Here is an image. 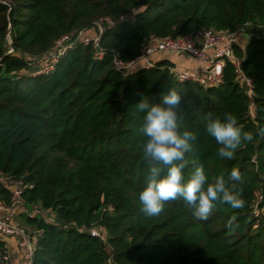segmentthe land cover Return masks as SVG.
Segmentation results:
<instances>
[{"label": "trees", "instance_id": "1", "mask_svg": "<svg viewBox=\"0 0 264 264\" xmlns=\"http://www.w3.org/2000/svg\"><path fill=\"white\" fill-rule=\"evenodd\" d=\"M124 13L132 19L104 24L98 34L96 21ZM244 26L261 28L232 46L252 81V98L230 61L217 85L178 80L168 59L130 70L114 64V58L130 62L140 55L151 35ZM79 30L94 31L97 43L76 41L53 70L33 69L58 38ZM171 87L183 97L181 129L197 137L184 178L197 165L210 179L238 168L243 209L216 202L205 221L182 199L167 202L158 216L140 210L148 167L136 104L144 97L158 102ZM208 112L232 113L253 141L222 159L205 130ZM258 128H264V0H0V199L9 203V181L16 180L25 206L43 209V216L16 211L37 236L31 264H264ZM92 226L103 228L105 240L89 234Z\"/></svg>", "mask_w": 264, "mask_h": 264}, {"label": "clouds", "instance_id": "2", "mask_svg": "<svg viewBox=\"0 0 264 264\" xmlns=\"http://www.w3.org/2000/svg\"><path fill=\"white\" fill-rule=\"evenodd\" d=\"M182 101L180 92L171 87L159 93L158 102L144 97L136 104L137 111L143 114L139 131L144 137L141 151L148 167L144 187L138 193L140 210L148 216H158L167 202L182 199L197 220L205 221L216 202L228 204L234 210L243 209L246 202L238 188L242 183L238 168H232L227 176L220 173L210 179L203 166L197 165L184 178L186 154L192 151L197 137L181 129ZM204 120L205 130L219 145L218 155L222 159H233L243 143L254 139L252 132L242 131L230 112L222 118L208 112ZM256 134L264 137V128H258ZM228 226L231 227V221Z\"/></svg>", "mask_w": 264, "mask_h": 264}, {"label": "built area", "instance_id": "3", "mask_svg": "<svg viewBox=\"0 0 264 264\" xmlns=\"http://www.w3.org/2000/svg\"><path fill=\"white\" fill-rule=\"evenodd\" d=\"M132 17L133 15L130 13L121 14L115 19L106 17L96 21L95 26L97 27L98 34H100L104 24L110 27L114 26L116 23L131 20ZM239 29L232 32H218L203 28L178 37H156L151 35L145 41L140 55L130 62H122L114 58V64L117 69L127 70L133 69L139 62L143 67H150L153 64L152 55L155 53L181 52L196 59L199 62V68L196 70L174 71L178 80H191L201 85H217L221 81L225 61H230L237 75V80L244 86L247 96L252 98V81L242 73L240 69L241 59L236 56L232 50L233 44L237 41V32ZM86 35L84 30H79L62 35L58 38L55 41L56 50L54 48L43 55L42 59H44L45 65L43 69L38 72L47 73L53 70L58 58L76 41L87 43L93 39L95 44L97 43L99 39L98 35ZM102 54L103 51L99 49L95 53L97 57H100ZM9 182V203H5L0 199V237L16 238L17 248L22 251L25 256V264H31L33 251L37 243V236L36 234L29 235L25 228L18 224L16 220V211L21 208L26 215L43 216V209L36 206H25L23 196L24 187L19 181L10 180ZM77 229L82 231V228ZM87 231L90 235L99 236L102 240H105L106 235L102 227L92 226ZM14 261V254L5 243L3 247L0 248V264H14Z\"/></svg>", "mask_w": 264, "mask_h": 264}, {"label": "crops", "instance_id": "4", "mask_svg": "<svg viewBox=\"0 0 264 264\" xmlns=\"http://www.w3.org/2000/svg\"><path fill=\"white\" fill-rule=\"evenodd\" d=\"M161 59H168L173 63V69L175 71L179 70H196L199 68V62L184 54L181 52H158L152 55V60L153 61H159ZM141 63H137L136 66H140ZM35 233V232H34ZM6 244L9 246L10 250L13 252L15 256V261L14 264H25L26 259L22 251H20L17 248L16 245V238L11 237V238H6L5 239Z\"/></svg>", "mask_w": 264, "mask_h": 264}, {"label": "rangeland", "instance_id": "5", "mask_svg": "<svg viewBox=\"0 0 264 264\" xmlns=\"http://www.w3.org/2000/svg\"><path fill=\"white\" fill-rule=\"evenodd\" d=\"M261 28L260 27H254V26H244L242 28H240L237 32V41L240 45H244L245 41L247 40V36H248V33H252V32H255L257 30H260ZM88 34L86 36H94L96 35L94 33V31L92 32H88V30L85 32V34ZM84 36V35H83ZM7 40H9V36L7 35ZM56 50V48H55ZM45 65V61L44 59H40V60H34L32 62V66H33V69H35L36 71L37 70H42L43 67ZM24 214H21V215H17V222L20 226H22L23 228H25V230L27 231V233L29 235H33L34 234V228L31 227L30 225H28L26 222H25V219H24Z\"/></svg>", "mask_w": 264, "mask_h": 264}, {"label": "water", "instance_id": "6", "mask_svg": "<svg viewBox=\"0 0 264 264\" xmlns=\"http://www.w3.org/2000/svg\"><path fill=\"white\" fill-rule=\"evenodd\" d=\"M9 42H10V40H7V39L4 41L5 44H7V43H9Z\"/></svg>", "mask_w": 264, "mask_h": 264}]
</instances>
